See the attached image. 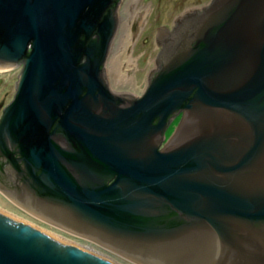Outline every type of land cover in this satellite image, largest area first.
I'll use <instances>...</instances> for the list:
<instances>
[{"label":"water","instance_id":"1","mask_svg":"<svg viewBox=\"0 0 264 264\" xmlns=\"http://www.w3.org/2000/svg\"><path fill=\"white\" fill-rule=\"evenodd\" d=\"M113 1L0 0V65L23 60L0 119V169L8 161L13 174L0 191L16 193L20 153L29 189L70 202L40 216L110 253L137 264H264V0H211L178 16L143 97L106 123L85 98L108 90ZM182 108L158 150L151 132ZM87 155L116 174L110 186L72 183L65 160ZM0 264L120 263L0 211Z\"/></svg>","mask_w":264,"mask_h":264},{"label":"flooded vegetation","instance_id":"2","mask_svg":"<svg viewBox=\"0 0 264 264\" xmlns=\"http://www.w3.org/2000/svg\"><path fill=\"white\" fill-rule=\"evenodd\" d=\"M120 3L121 0H114L111 7L116 4V10L117 8L120 10L122 9V6L119 8ZM200 7H195V9ZM173 26L174 24L168 27V29H163L164 31L163 34L159 35L158 32L154 34V43L158 46V52L156 53L154 59V67L148 72L146 76V88L147 85L149 84V81H151L154 75H156L162 68L163 64H162V60L160 59V54L163 51L164 44L167 38L170 37L169 32L173 30ZM114 45H115V41L113 44V49H114ZM112 52L113 50L111 51V53L109 54V56L107 57V59L105 60L102 66V69L104 70L106 75L105 86L107 87L108 90L106 92L95 93L97 97L94 100L90 99L89 96L85 98V103L88 105L93 115L98 117L99 120H101L102 122L106 121V123L115 120H122L123 116L126 113L131 112L133 105L136 103L137 100L141 99L145 93V90L141 92H134L128 89L115 87L112 84L108 73V67H109L108 61ZM22 64H23V60L19 59L18 61H16L11 65H3V66L0 65V69H1L0 74L8 73L11 71L18 72L15 78V82H16ZM14 92H15V85H14ZM83 95H85V93H83ZM8 103L6 104L0 103V119L3 114V109ZM183 113H184L183 108L177 110L176 112L168 116V118L166 119L165 126L163 127L162 130L151 132L152 134L151 136H149L148 139L152 144L158 145V150L164 147L165 143L167 142V140L169 139L175 128L178 126L183 116ZM157 122H158V118H156L154 124H156ZM53 126H55V124ZM105 128L109 129L108 127ZM90 133L96 137H103L107 135L106 134L107 132L103 130L100 131L95 130L93 132L91 131ZM62 144L72 153L76 150V146H75L76 144L71 141L69 142L63 141ZM128 144H129L128 146L130 147V142ZM17 160H18L17 167L19 169V172L16 175L17 191L14 194L8 193L9 191L8 192L4 191L5 188L9 186V182L11 181L13 175L12 172L9 171V162L5 161L0 169V186L5 188H3L4 189L3 191H0V195L9 204H11L18 213L30 218L36 223L56 229L57 231L61 232L63 235L76 238L79 241L87 242L88 244L93 243L92 241L85 239L84 237L77 236L60 229L56 224H53L47 221L46 219H43L42 216H40V214H42L45 211L46 206H54L57 208L64 206L65 204L66 206H68L70 202H68L69 204H67L61 201L59 194H57V192L54 190H50L49 192H54V193L48 195L47 193L44 192V189H42L39 185H37L38 188L36 190L29 189L30 183H28V179L30 178V176H28V174H25L24 172V169L26 168V164H24L23 156L20 153L17 154ZM64 165L66 168L67 175L72 180V183L78 188L84 190H88V189L96 190V191L101 190L105 186H110L117 178L116 174H111L110 172L105 171L104 168L96 160H93L88 155L81 159H77V158L66 159ZM37 173L39 174L40 171H38Z\"/></svg>","mask_w":264,"mask_h":264},{"label":"rangeland","instance_id":"3","mask_svg":"<svg viewBox=\"0 0 264 264\" xmlns=\"http://www.w3.org/2000/svg\"><path fill=\"white\" fill-rule=\"evenodd\" d=\"M210 0H133L130 9V18L126 19L125 9L128 0L121 9L123 21L120 23L119 32L115 39V45L109 58L108 73L115 87L141 92L146 88V76L154 67V59L158 52V46L154 43V34L160 27H168L174 24V20L184 12L207 5ZM18 72L0 74V103H8L14 93L15 78ZM0 209L15 215L23 221L30 222L40 229L46 230L65 241L79 246H91L97 252L106 254L120 264H137L124 257L110 253L95 243L79 241L76 238L63 235L48 226L36 223L30 218L18 213L0 195Z\"/></svg>","mask_w":264,"mask_h":264},{"label":"bare ground","instance_id":"4","mask_svg":"<svg viewBox=\"0 0 264 264\" xmlns=\"http://www.w3.org/2000/svg\"><path fill=\"white\" fill-rule=\"evenodd\" d=\"M125 1L126 0H122L121 1V4H120V7L121 6H124L123 4H125ZM132 1L133 0H128V5L126 6V9H125V16H126V19H129L130 18V15H131V13H132V11H131V7H130V5H131V3H132ZM125 7V6H124ZM121 10V9H120ZM120 10H119V24L124 20L123 19V16H121L120 15ZM1 70V69H0ZM0 211H3L4 213H6V215H8L9 217H12V218H14V219H17V220H19V221H23V220H21L20 218H18V217H16L15 215H12V214H10V213H7V212H5L4 210H1L0 209ZM24 223H26V224H28V225H30V226H32V227H35V228H38V229H40L39 227H37V226H35V225H33L32 223H30V222H26V221H23ZM41 231H44V232H46V233H48V234H50V235H52V236H55V237H57V238H59V239H61V240H63V241H65L62 237H60V236H56L55 234H53V233H50V232H48V231H46V230H43V229H40ZM65 242H68V241H65ZM68 243H70V242H68ZM72 243V242H71ZM73 244V243H72ZM75 244V243H74ZM77 245V244H76Z\"/></svg>","mask_w":264,"mask_h":264}]
</instances>
